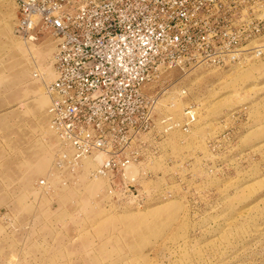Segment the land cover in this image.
<instances>
[{
	"label": "rangeland",
	"instance_id": "1",
	"mask_svg": "<svg viewBox=\"0 0 264 264\" xmlns=\"http://www.w3.org/2000/svg\"><path fill=\"white\" fill-rule=\"evenodd\" d=\"M19 1L0 0V264H264V0H226V53L145 86L180 125L129 169L130 195L92 161L54 171L56 43L16 37Z\"/></svg>",
	"mask_w": 264,
	"mask_h": 264
},
{
	"label": "built area",
	"instance_id": "2",
	"mask_svg": "<svg viewBox=\"0 0 264 264\" xmlns=\"http://www.w3.org/2000/svg\"><path fill=\"white\" fill-rule=\"evenodd\" d=\"M15 35L32 46L53 40L47 86L56 173L88 161L107 190L129 194L140 166L179 128L159 116V93L144 88L161 69L226 53V0H20ZM188 125L195 122L188 112ZM47 180L39 187L47 188Z\"/></svg>",
	"mask_w": 264,
	"mask_h": 264
},
{
	"label": "bare ground",
	"instance_id": "3",
	"mask_svg": "<svg viewBox=\"0 0 264 264\" xmlns=\"http://www.w3.org/2000/svg\"><path fill=\"white\" fill-rule=\"evenodd\" d=\"M53 77H54V74H53Z\"/></svg>",
	"mask_w": 264,
	"mask_h": 264
}]
</instances>
